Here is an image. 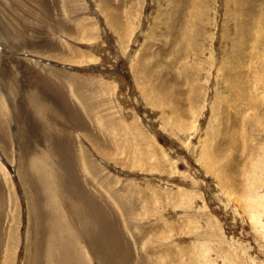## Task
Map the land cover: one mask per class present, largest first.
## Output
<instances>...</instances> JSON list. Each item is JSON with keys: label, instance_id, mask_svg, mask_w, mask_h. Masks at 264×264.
<instances>
[{"label": "rangeland", "instance_id": "1", "mask_svg": "<svg viewBox=\"0 0 264 264\" xmlns=\"http://www.w3.org/2000/svg\"><path fill=\"white\" fill-rule=\"evenodd\" d=\"M169 1L0 0V264H264V0Z\"/></svg>", "mask_w": 264, "mask_h": 264}, {"label": "bare ground", "instance_id": "2", "mask_svg": "<svg viewBox=\"0 0 264 264\" xmlns=\"http://www.w3.org/2000/svg\"><path fill=\"white\" fill-rule=\"evenodd\" d=\"M224 1H226V0H224ZM223 1V3H221L220 4V6L222 5V6H225V5H223L225 2ZM228 1V0H227ZM249 1H251L252 2V0H244V2H243V6L241 7V8H239V11H241L242 13H241V18H240V22L245 26V25H247L248 26V24H247V22L249 21V19L247 20V18H246V20L247 21H245V20H242V18L244 17L243 16V14H250V8H251V4H253V3H248ZM165 2V1H164ZM253 2H255V0H253ZM226 4V3H225ZM168 7H167V6ZM180 5H182V0H179V3H178V1L177 0H170L169 2H167V4H165V8L167 7L168 9H170V10H172V9H176L178 6H180ZM246 6V7H245ZM217 8V7H216ZM219 8V7H218ZM222 8V7H221ZM245 8V9H244ZM220 9V8H219ZM169 10V11H170ZM218 10V9H217ZM264 10V9H263ZM168 10H166V12H167ZM170 13H171V11H170ZM173 13V12H172ZM197 13V12H196ZM196 13H195V15H196ZM109 15H111V17H115L116 18V16H118V14H113L112 12L109 14ZM173 15H175V13H173ZM159 17H161V16H159ZM154 18V17H153ZM192 18H194V19H196L193 15H192ZM212 18V24H214L215 23V19H213V17H211ZM119 19V18H118ZM118 19H116L117 20V23L119 24L120 23V25H119V28H120V30H122V32L123 31H126V30H124V28H123V24L121 23V21H119ZM164 19V18H163ZM177 19H180V17H177L176 19H171V23L169 24L170 26H169V28L170 29H168L166 32L167 33H172V30H174V24H175V22H176V20ZM198 19V18H197ZM261 20L260 21H263L264 22V18H260ZM115 20V21H116ZM159 20V19H158ZM195 22H197V20H195ZM194 22V23H195ZM209 22V21H208ZM116 23V22H115ZM193 23V24H194ZM192 24V25H193ZM197 24V23H196ZM237 24V23H236ZM264 24V23H263ZM209 25V24H208ZM190 26V25H189ZM189 26H186V28L187 27H189ZM197 26H201L200 25V22H199V25H197ZM211 26V25H210ZM236 27H239L238 28V30H239V33H238V37H239V43L241 44V45H243V44H246V42H244L245 41V36H246V33L248 32L247 30H244L243 29V27H241V25H236ZM215 27L213 26V28L212 29H214ZM189 29H191V28H189ZM194 29V28H193ZM208 30H210V28L208 29ZM213 31V30H212ZM212 31L210 32L211 34H212ZM121 34V33H120ZM216 33H214V35H215ZM186 36H187V34H186ZM185 36V37H186ZM172 37V36H171ZM184 37V38H185ZM204 37V36H203ZM243 38V39H242ZM186 40H188V38L186 37ZM185 40V41H186ZM182 41H184V40H182ZM184 41V42H185ZM260 41V40H259ZM172 43V42H171ZM209 43V42H208ZM261 43V42H260ZM187 44V43H186ZM240 45V46H241ZM212 48V47H211ZM208 49V48H207ZM213 49V48H212ZM185 50H186V48L184 49V51H182V53H179V51L177 52V54L175 55L176 57H178L179 58V56H182V54L183 53H185ZM183 55H185V54H183ZM231 55H235L233 58L236 60V61H238L239 62V65H241V63L242 64H246L247 62L245 61V60H247L245 57H243L242 56V52H241V48L239 47V50L238 51H234ZM141 59V58H140ZM180 59V58H179ZM211 59V58H210ZM142 60V59H141ZM208 60V59H207ZM215 60V59H214ZM245 61V62H244ZM145 62H146V60L144 61V60H142V63L141 64H143V66L142 67H144V69H145V72H147V73H149L150 72V66H145ZM211 62V61H210ZM241 62V63H240ZM139 63H140V61H139ZM140 64V65H141ZM147 65V64H146ZM238 65V66H239ZM139 66V65H138ZM141 67V68H142ZM164 67V66H163ZM144 69H143V71H144ZM141 70V69H140ZM235 70V69H234ZM142 71V70H141ZM140 71V72H141ZM149 71V72H148ZM137 72H139V69H138V71ZM146 74V73H145ZM151 74V73H150ZM232 75V74H231ZM151 77L153 76V75H150ZM233 76V75H232ZM146 77H148V76H146ZM225 77H228V78H230V75L228 74H226L225 75ZM239 80V79H238ZM167 84V83H166ZM238 84H239V87H241V83H239L238 82ZM168 85V84H167ZM159 86V85H158ZM172 86V85H171ZM235 85H233V87H234ZM161 88L159 89V94L160 95H170L172 92H170V91H168L164 86H160ZM168 87V86H167ZM158 88V87H157ZM235 88V87H234ZM238 89V88H237ZM155 90V89H154ZM243 90V89H242ZM225 92H228V91H225ZM156 93H158L157 91H156ZM244 93V92H243ZM172 96H173V94H171ZM177 96V95H176ZM181 97V96H180ZM179 96L178 97H175L174 98V100L172 101V103H176L177 104V102H179V99H181ZM163 99H166V98H163ZM159 101L157 100V98H156V96H155V98H154V100L152 101V106H157V105H159ZM165 104V103H164ZM250 105V104H249ZM72 107V106H71ZM73 107H75V106H73ZM73 109V108H72ZM76 109V108H75ZM184 109V108H183ZM74 111V110H73ZM79 121H80V123L82 122V120H80L79 119ZM90 139H91V141H94L93 143H96V145H94L95 146V148H99V150H101L100 149V146H99V144L97 143V141L95 140V139H93V138H91V137H89ZM43 140V139H42ZM49 142V141H48ZM51 143V142H50ZM50 145V144H49ZM26 146H28V145H26ZM45 146V145H44ZM47 146V148H48V145H46ZM214 147V146H213ZM45 148V147H44ZM27 149H29V147H27ZM26 149V150H27ZM214 150V149H213ZM217 150H219L218 148H216V151ZM102 151V150H101ZM101 151H99V152H101ZM27 152H28V150H27ZM28 153H30V152H28ZM85 153V152H84ZM211 153V152H210ZM217 153H218V151H217ZM86 154V153H85ZM213 155V154H212ZM215 155V154H214ZM213 155V156H214ZM219 155V154H218ZM145 156V155H144ZM85 157H86V159L88 160V155L86 154L85 155ZM84 157V158H85ZM51 158L52 159H54V156L51 154V152L49 151V150H47V149H45V153L44 154H42L41 156H38V157H36V158H33L32 157V159H30L31 160V162H30V166H31V168H33L34 170H36L37 171V174L39 173V174H43V176H49V175H51L52 173H53V167H51V165H50V160H51ZM254 161V160H253ZM253 165V164H252ZM255 165H256V163H255ZM35 167L37 168V169H35ZM233 167V166H232ZM231 167V168H232ZM255 167V166H254ZM230 175V174H229ZM234 187V186H233ZM43 189H45V188H43ZM48 190L44 193V195L46 196V195H48ZM50 194H51V191H50ZM235 197V196H234ZM239 198V197H238ZM246 199L248 200V203H247V208H246V211H248V213L252 216V215H254V217H256L257 215H256V210H254V208H256V207H259V208H261L262 206H264V183L261 185V189H259L258 191H256V190H254V191H252V192H250L249 194H247V197H246ZM63 200V199H62ZM50 201H52V202H54V204L56 205V201L52 198V196H51V199H50ZM243 201V200H242ZM52 202H48V207H49V209H50V211H51V213L49 212V216H51V214L53 213V206H51L50 204H52ZM57 206V205H56ZM94 206V205H93ZM92 206V207H93ZM58 207V206H57ZM92 207H90V208H92ZM59 213L61 214V212H60V210H59ZM258 214V213H257ZM62 216H64V215H62ZM52 217V220H51V223H50V230L52 231V233H53V231H55V226H57V225H55V221H54V216H51ZM32 218H33V224H32V228L34 229L35 227H36V225H35V221H34V217L32 216ZM64 218H65V216H64ZM253 218V217H252ZM261 221V217L259 218V219H257V222H258V224H259V222ZM16 233V232H15ZM17 234V233H16ZM60 235L62 236V237H65V238H62V242H66V244L68 245V243H67V239H66V235H65V232L64 231H60ZM13 238V237H12ZM15 239V238H14ZM12 240V239H11ZM51 241H52V238L50 237V243H49V247H50V244H51ZM12 242V241H11ZM15 243V242H14ZM22 243H23V248H25L26 250H27V255L29 254V257H28V259H27V256H26V259L25 260H23L22 261V264H36V263H33V257L31 256V255H33L34 253L32 252L31 253V255H30V251H32V248H31V244H30V240H29V234H26L25 235V237L23 236V238H22ZM8 246V245H7ZM59 249H60V252H61V248L59 247ZM58 249V250H59ZM9 252H10V250H8ZM50 251H51V247L49 248V252H48V257H47V259H49V257H50ZM9 254H11V252L9 253ZM12 256V254L9 256V257H11ZM14 256L16 257V255L14 254ZM7 257V256H6ZM13 257V256H12ZM15 257H13V259H11L12 261L13 260H15ZM6 261H7V259H6ZM12 261H10L9 260V263L10 264H15V261H14V263L12 262ZM3 264V263H2ZM6 264H8V262H6ZM17 264V263H16ZM151 264V263H150ZM190 264V263H189Z\"/></svg>", "mask_w": 264, "mask_h": 264}]
</instances>
